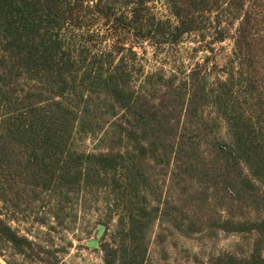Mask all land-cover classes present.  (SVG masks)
Masks as SVG:
<instances>
[{
	"label": "trees",
	"instance_id": "trees-1",
	"mask_svg": "<svg viewBox=\"0 0 264 264\" xmlns=\"http://www.w3.org/2000/svg\"><path fill=\"white\" fill-rule=\"evenodd\" d=\"M151 1L0 0L4 263L65 264L57 255L65 248L32 225L63 230L73 195L109 178L133 200L117 246L101 245L102 264H148L151 232L169 211L186 235L249 237L247 255L218 253L207 264H264V0H164L173 21L151 15ZM100 25L111 48L93 53L89 30ZM208 28L213 42H232L223 76L212 80L208 57L183 77L154 72L137 84L123 57L115 61L120 34L134 52L189 34L204 40ZM86 137L96 139L92 150L75 146Z\"/></svg>",
	"mask_w": 264,
	"mask_h": 264
},
{
	"label": "rangeland",
	"instance_id": "rangeland-1",
	"mask_svg": "<svg viewBox=\"0 0 264 264\" xmlns=\"http://www.w3.org/2000/svg\"><path fill=\"white\" fill-rule=\"evenodd\" d=\"M147 5L149 13L155 18L173 21L164 0H153ZM105 31L103 25L94 26L89 30L92 40L87 45L93 53L110 50L112 38L104 36ZM212 34V29L208 28L204 40L196 34H189L184 36L178 45H164L161 49L154 48L148 42L138 43L134 52L130 50L135 43L134 40L130 36L120 34L119 37L125 42V50L115 56V61L123 57L122 65L129 70L131 83L137 84L143 75L154 72H160L164 76L174 74L177 77H183L196 63L202 64L203 59L208 57L206 74L212 80L216 75L223 76V68L231 59L232 53L231 40L213 42ZM208 45L212 51L208 50ZM135 79H137L136 82H134ZM1 119L0 117V125ZM96 143V139L86 137L83 142L78 140L75 146L89 151L97 145ZM116 179L119 177L115 176V181ZM156 181L158 185H161V177H158ZM160 189H162V198L166 199L169 196L170 199L173 194L172 188L169 192L165 185ZM131 199V194L123 187L121 180L113 182L108 178L99 188L82 190L77 195H73L71 203L60 212L66 219L63 230H51L47 233L45 226L33 224L32 231L41 240L51 239L53 247H64L65 249L57 255L65 264H102L101 245L107 242L117 246L119 243L116 226L119 219L128 213L129 205L133 200ZM108 215H111V220L104 226L98 248L86 247L85 242L95 238L97 225L104 222ZM224 215L225 213L222 212V216ZM251 216L254 217V215ZM174 217H177L176 213L169 211L163 221L155 223L146 255L148 264H207L208 259L218 253L225 252L238 256L248 254V236L222 232L213 236L202 233L186 235L171 224ZM12 225L16 226V223ZM22 225L25 224H18L17 227L22 230L24 227ZM125 250L129 255L128 248ZM7 257L11 259L8 254ZM16 260L19 261L18 258ZM0 263L6 264L1 259Z\"/></svg>",
	"mask_w": 264,
	"mask_h": 264
},
{
	"label": "water",
	"instance_id": "water-1",
	"mask_svg": "<svg viewBox=\"0 0 264 264\" xmlns=\"http://www.w3.org/2000/svg\"><path fill=\"white\" fill-rule=\"evenodd\" d=\"M96 229H97V231H96V234H95V238L86 241L85 242V246L86 247H89V248H92V249L98 248L99 239H100V237L102 235V232L104 230V226L102 224H98Z\"/></svg>",
	"mask_w": 264,
	"mask_h": 264
}]
</instances>
